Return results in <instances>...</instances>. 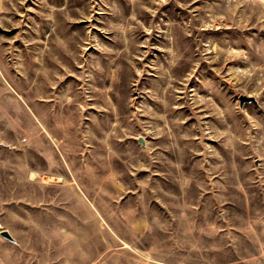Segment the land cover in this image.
I'll list each match as a JSON object with an SVG mask.
<instances>
[{"label":"rangeland","instance_id":"obj_1","mask_svg":"<svg viewBox=\"0 0 264 264\" xmlns=\"http://www.w3.org/2000/svg\"><path fill=\"white\" fill-rule=\"evenodd\" d=\"M0 3V264H264V0Z\"/></svg>","mask_w":264,"mask_h":264},{"label":"water","instance_id":"obj_2","mask_svg":"<svg viewBox=\"0 0 264 264\" xmlns=\"http://www.w3.org/2000/svg\"><path fill=\"white\" fill-rule=\"evenodd\" d=\"M240 102H241V108H244V106L246 104H254L255 106L257 107H260L259 104H258V101L256 98L254 97H249V96H242L240 98ZM142 144L144 145V141L141 140ZM145 146V145H144ZM1 236L4 237L5 239L11 241V242H14V238L11 236V234L8 232V231H4L1 233Z\"/></svg>","mask_w":264,"mask_h":264},{"label":"bare ground","instance_id":"obj_3","mask_svg":"<svg viewBox=\"0 0 264 264\" xmlns=\"http://www.w3.org/2000/svg\"><path fill=\"white\" fill-rule=\"evenodd\" d=\"M0 5H1V3H0ZM32 178L33 179L37 178L35 173H33Z\"/></svg>","mask_w":264,"mask_h":264}]
</instances>
